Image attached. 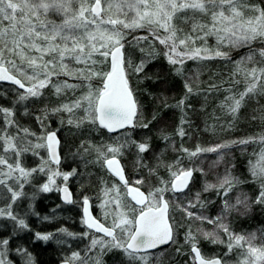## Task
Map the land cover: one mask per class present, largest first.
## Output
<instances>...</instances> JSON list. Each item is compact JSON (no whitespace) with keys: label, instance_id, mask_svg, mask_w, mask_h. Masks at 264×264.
<instances>
[{"label":"snow or ice","instance_id":"6c2138e0","mask_svg":"<svg viewBox=\"0 0 264 264\" xmlns=\"http://www.w3.org/2000/svg\"><path fill=\"white\" fill-rule=\"evenodd\" d=\"M103 5L102 7V0H0V82L8 81L18 86L16 89L18 92L17 103L26 101L30 97L39 98L43 96L42 90L47 88L49 84L57 95L65 89L75 90L82 86L80 83H69L67 80L53 82V76H69L85 82H90L94 76L102 79L103 87L101 89L94 91L89 83L87 84L88 91L77 97L71 104L62 103L52 109L45 108L43 110L44 116L36 117L42 126L43 120L47 118L49 113L56 114L62 111L73 113L75 109H83L84 115L76 119L69 118L67 123L77 128H80L85 122L95 124L97 121L108 132H115L130 125L137 126L133 123L138 112L137 101L134 99L133 92L125 77L122 51L124 44L121 41L130 34L125 32V29L134 31L138 28H146L149 36L159 40L160 44L165 46V56L169 64L179 65V67L174 68L177 75H183V64L186 59L207 60L217 57L230 59L229 53L221 50L222 46H228L231 49L246 47L249 52L240 60L235 61L236 70L233 73V75L236 73L243 75L246 87L238 96L229 95L225 98L226 101H231L230 104H227L228 113L235 119L246 96L249 94L264 95V47H253L255 43L264 45V8L251 5L248 0H103ZM113 8L117 10V13H122L124 18H121L120 15L115 17L102 15V12ZM125 8L134 10L135 15L128 18ZM244 9H249L255 15L246 16ZM189 10L191 15H184L179 19L184 22L191 20L192 31L183 37H179L177 35L178 28L173 20L177 13ZM195 13L207 16L208 22H200ZM50 14L60 16V21L51 19ZM5 21L8 22L7 25H5ZM106 25L110 27H105ZM160 29H163L167 35L161 37L159 35ZM149 36H134L133 40L135 42L148 40ZM209 36L215 37V48L207 47ZM196 40L203 41L204 46L195 47ZM189 43L194 47L189 49ZM180 46H184V51H178ZM97 55L104 59H95L94 56ZM151 55L152 53H149V56ZM109 56H111V70H98L96 66L102 65ZM257 56H259V60H256ZM46 57L48 58L46 59ZM17 60L20 61L19 64ZM66 60L74 61L76 64L84 65V67L72 68L69 63H66ZM145 63L146 61L142 60L134 68V71L136 73L142 72ZM128 64L130 66L131 62L128 61ZM248 64L252 66L246 67ZM198 76L199 73L184 81L186 93L184 98L177 103L182 111L189 96L199 94V90H194L192 87L193 83H199ZM235 82L239 83V81ZM216 87L214 84L210 85V89ZM20 89L24 91L19 92ZM0 113L6 114V126L16 129V132L13 133L8 132L7 127L0 129V142H2L0 151H11L16 157L13 163H9L12 157L0 155V166L7 168V171L0 168V185L7 187L8 191L11 192L12 200L15 201L24 195L22 191L24 182H28L32 173L37 171V169L22 167L19 157L28 151H33V155H39L34 149L47 147L51 159L58 164L56 147L59 141L55 132H51L46 136L37 137L38 140H43L45 143H33L28 137L36 136V133L20 127L17 122L9 119L13 115V110L0 107ZM261 118L264 119V116ZM185 122V120H181V124ZM61 123L64 121L61 120ZM139 126L147 128L149 124L143 123ZM19 132H23L24 136L20 137ZM178 133L182 137L185 134L183 128L178 129ZM162 138L167 140L169 137L162 134ZM17 140L19 141L18 144L16 143ZM260 140L261 143H264V136ZM250 142H252L251 138L231 141L209 148L197 147L195 151L191 152L188 149L181 150L187 152L189 157H196L200 152H216L221 148L230 147L231 144ZM125 143L135 142L126 141ZM124 146V144L117 146L89 144L88 148H84L85 152L89 148L93 149L97 153V160H104L108 169L119 178L123 187L127 189L126 194L131 195L132 201H135L136 205L143 206L138 216L129 219L127 213L123 211L119 186L113 185L111 189H104L105 196L111 192L116 193L112 202L120 211L114 214L116 219L113 220L111 227H105L91 216H88L85 221L89 228H95L97 232H103L104 236L110 237L109 240L93 239L91 241L88 251L94 249L98 244L100 245V253L97 254L94 264H102L100 255L104 253L105 249L123 251L132 261V264H149V261L156 256V253L150 250L159 249L162 245L177 244L178 228L168 219L170 200L165 199V194L168 192L173 194L171 202L175 204L177 210L185 213L187 219L195 218L215 226L213 231L202 233L205 239L212 243H225L217 235L219 230H223L228 236L226 246L229 252L234 247L245 248L246 246V255L240 264H264V236L260 237L262 243L256 245L254 243L257 239L255 233L250 234L249 237L237 235L230 230L227 223H224L227 215L232 210L237 209L238 206L243 205L246 210L249 208L246 195L243 199L237 197L235 204L223 199L228 196L236 184L243 181L232 176L229 172L217 184L206 183L204 191L216 189L217 196L223 199V210L220 216L214 218L196 215L190 209L196 207L197 204L201 208L204 207V203L200 201L201 194L199 192L196 193L195 203L189 201L186 205L179 204L177 201L180 198L175 195L188 188L193 169H185L181 165L180 159L176 160L174 164L167 165L170 179L168 181L161 179V186L150 190L145 196L139 188L129 184L123 175V168L115 158L116 154H121V149ZM81 147L84 145L82 144ZM102 148H106L107 151H102ZM137 148L139 153H143L148 150V145L139 143ZM108 153L113 154L112 158H108ZM136 163L138 166L147 168V165L143 164V157L138 156ZM249 165L253 182H258L260 187L259 195L254 203L264 205V149H261L258 160L255 163L249 161ZM157 167H159V163ZM197 170L202 171V169ZM39 171H44L42 166ZM148 171L153 174L155 170L149 168ZM70 175H75V170L71 173H64V180H67ZM9 179L15 181L19 191L13 190V186L7 184ZM135 183L143 184L144 180L138 179ZM42 191H51L49 183L43 184ZM63 191L65 192V199H67L68 189L64 188ZM68 202L71 203V200ZM108 203L109 201L105 200L100 207L104 208ZM83 204L85 206L83 211L87 216L89 213L88 197L84 198ZM5 215L15 221L21 229L28 228L25 220L14 215L10 207L0 209V216ZM117 229H119V234H117ZM60 231L68 236L73 235L66 229H60ZM52 235V233H35V238L48 241ZM185 243L190 244L191 252L194 253V260L198 261L199 264H226L219 258L202 256L200 249L196 246V236L193 235L190 226L185 233ZM8 244L9 240L7 239L0 241V264H12L10 260L5 258ZM17 251L21 252L22 255L26 252V250L19 249ZM177 251L179 252L180 249L178 248ZM85 255L87 257V252ZM72 258L74 260L81 259L78 252L73 253ZM25 264H35L30 253L26 255ZM82 264H90V260L85 258L82 260Z\"/></svg>","mask_w":264,"mask_h":264},{"label":"trees","instance_id":"16d2710c","mask_svg":"<svg viewBox=\"0 0 264 264\" xmlns=\"http://www.w3.org/2000/svg\"><path fill=\"white\" fill-rule=\"evenodd\" d=\"M248 3L264 8V0H248ZM244 12L246 16L255 15L249 9H244ZM181 14L191 15L192 13L189 10L181 12ZM195 16L202 23L209 20L207 16H202L200 13H195ZM173 23L178 28L177 35L179 37H183L192 31L190 28L191 20L184 22L177 17V19L174 18ZM128 33L130 34L121 43L124 44L126 76L138 105V116L135 121L137 126L129 127L119 134H110L99 125L98 121L95 124L85 122L80 128L74 125L71 126V132L68 133L67 139L62 136L61 132L57 133L60 139L62 160L60 166H62L64 172L73 170L76 172V177L74 176L67 181L76 194L72 206L63 204L60 195L57 193L39 194L37 186L34 184V178L32 183L25 186L24 195L15 201L3 196L4 192L6 195L7 187L0 185V209H3L4 205L9 202L12 206V213L19 218H23L28 225L27 229L21 231L6 215L0 216V241L9 240L7 251L12 257L16 254L26 257L30 253L35 264H58L63 260L73 262L72 255L75 252L84 253V250H86L87 254L90 253L88 251L90 242L92 238L97 237L92 233L89 234L82 227V212L80 206H78L81 205L79 202L82 196L81 192L90 197L96 196L101 192L102 182L107 181L111 186L119 185L124 197H126V194L122 184H118L117 179L106 169L104 160L100 159L98 161L97 153L91 148L87 152L84 151V148H88L89 144L95 146L124 144L121 154H116L115 157H118L122 162L129 183L135 185L134 180L143 179L144 183L136 186L147 193L161 186V179L165 181L170 179L167 165L174 164L176 160L180 159L181 165L185 169L194 170L193 181L185 192L176 193L175 195L180 198L177 201L179 204L186 205L189 201L195 203L196 193L199 192L201 194L200 201L204 203V207L201 208L197 204L199 205L197 208H192L191 211L196 215L209 218L220 216L223 210V199L235 204L237 197L243 199L246 195L249 208L246 210L243 205L238 206L237 209L232 210L227 215L224 223H227L230 230L237 235L249 237L250 234L255 233L257 239L254 243L256 245L262 243L260 237L264 236V205L254 203L259 195L260 187L258 182H253V177L249 171V161L255 163L261 149H264V143H261L260 140L264 136V119L261 118L264 116V95L254 96L249 94L246 96L235 119L227 110V104H230L231 101L225 99L229 95L238 96L246 87L243 75L241 73L233 75V73L236 70L235 61L247 55L249 49L246 47L231 49L228 46H222L221 50L228 52L230 59L218 57L207 60L186 59L183 64V75H177L174 68L179 67V65L169 64L165 56L166 48L149 36L147 31L136 32V30H130ZM160 34H165V32ZM134 36H149V39L135 42L133 40ZM194 46L203 47L204 43L201 40H196ZM194 46L189 43L188 48L191 49ZM215 46V37L209 36L207 47L215 48ZM253 47L259 48L264 47V45L255 43ZM141 49H144V51H141ZM149 53H152V55L149 56ZM94 58L104 59L98 55ZM259 59V56H257L256 60ZM142 60L146 61L144 70L136 73L134 68ZM128 61L131 62L130 66ZM17 62L20 63L19 60ZM66 63H69L72 68L84 67V65L76 64L74 61L66 60ZM251 66V64L246 65V67ZM96 67L98 70L109 71L110 59L107 58L102 65ZM197 73H199V83H193L192 87L194 90L198 89L199 94L190 95L182 111L177 103L184 98L186 93L184 81L188 77L196 76ZM54 78L61 81L67 80L69 83L82 81L84 82V89L75 93L65 89L57 95L55 91L48 94L49 90L45 88L43 96L35 97L27 103V106H22V110L28 114L27 125L25 126L27 129L31 128L32 123H37V116H44L43 110L45 108L52 109L62 103H72L82 95L88 83L63 75ZM92 79L95 81L90 83L91 87H101L103 82L100 77L94 76ZM235 81H239V83ZM213 84L217 87L210 89V85ZM5 89L7 87L0 84V107L2 108L6 106L3 105L5 101L2 100L4 99L2 90L5 91ZM14 96L15 94L12 97ZM187 105H190V107H187ZM78 112L82 114L83 110L75 109L71 115ZM55 115L65 116L66 114L63 111L56 114L49 113L43 123H53V121L49 122L48 119L50 117L54 118ZM182 119L186 121L183 124H181ZM143 123H148L149 126L147 128L139 126ZM180 128L184 130L183 137L178 133ZM50 129L54 130L55 128L50 127ZM162 134H166L169 138L167 140L163 139ZM118 135H124L125 139L118 141ZM249 138L252 139L250 143L231 144L230 147L221 148L216 152H200L196 157H189L187 152L181 150L188 149L191 152L195 151L197 147L201 149L209 148ZM126 141H134L135 143H125ZM139 143H146L148 150L139 153L137 148ZM82 144L84 147H81ZM101 150L107 151L106 148ZM107 155L108 158L113 156L112 153ZM66 156L70 158L68 159ZM138 156L143 157V164H146L147 168L137 165ZM26 157L32 159L29 154ZM158 163L159 167H157ZM25 164L28 168H34V164L31 162L26 161ZM49 164L53 166L52 162H49ZM149 168L155 170L153 174L149 173ZM197 169H202V171H199L198 174ZM229 172L243 182L236 184L227 197L222 199L217 196L216 189L204 191L206 183L216 182L215 184H217ZM36 176L35 183L40 182L42 176ZM172 196L173 194L168 192L165 194V199L170 200L169 215L171 223H174L178 228L176 236L178 243L154 251L156 256L149 261V264H153V261H155V264H196L190 244L185 243V233L188 231L189 226L193 235L196 236V246L199 247L205 258L218 257L226 264H240V261L246 255V246L245 248L234 247L229 252L226 246L228 236L223 230H219L217 235L225 243H212L210 240L205 239L202 233L213 231L215 226L195 218L187 219L184 212L173 207ZM130 204L139 211L131 201ZM31 210L35 214H32ZM60 229H66L67 232L73 235L68 236ZM83 231L88 233V238L85 237ZM35 233H52L53 235L48 241H43L36 239ZM178 248L180 249L179 252L177 251ZM18 249L26 250L25 254L22 255L21 252L17 251ZM91 251L92 253L88 255L94 260L100 251L96 248ZM122 253L124 252L119 250H104V253L100 255L102 264H123ZM15 261L16 264L19 263L17 259Z\"/></svg>","mask_w":264,"mask_h":264},{"label":"rangeland","instance_id":"374dc122","mask_svg":"<svg viewBox=\"0 0 264 264\" xmlns=\"http://www.w3.org/2000/svg\"><path fill=\"white\" fill-rule=\"evenodd\" d=\"M104 5H103V0H102V7H103ZM125 11H127V13H128V18H131L132 16H134L135 15V11L134 10H128V9H126L125 8ZM102 15L103 16H107V15H112L113 17H115V16H117V15H120V17L121 18H124L123 17V14L122 13H117V10L115 9V8H113V9H111V10H109V11H105V12H102ZM184 15V14H183ZM181 13H177V16H176V19H177V17H181V16H183ZM50 18L51 19H54V20H56L57 22H59L60 21V19H61V17L60 16H58V15H52V14H50ZM196 18H198V17H196ZM5 23V25H7V21H5L4 22ZM106 26H108V25H106ZM105 26V27H106ZM191 28V27H190ZM136 30V32H144V31H147V29L146 28H138V29H135ZM134 30V31H135ZM138 30V31H137ZM125 32H128V31H130L129 29H125L124 30ZM131 31H133V30H131ZM160 33H164V30L163 29H160L159 30V35L161 36V37H163V36H166L167 35V33L165 32V34H160ZM158 41V43L160 44V42H159V40H157ZM122 42V41H121ZM160 45H162V44H160ZM162 46H164V45H162ZM165 47V46H164ZM103 50V49H102ZM178 51H184V46H180V48H178ZM48 57H46V59H47ZM109 59H110V56L108 57ZM18 63V62H17ZM19 64V63H18ZM26 65V64H25ZM83 66V65H82ZM6 67H7V65H6ZM111 70V69H110ZM109 70V71H110ZM29 72H31V69H29ZM13 74H15V73H13ZM55 76H53V78H52V80H53V82H56L57 80H59V79H56V78H54ZM93 78V77H92ZM61 81V80H60ZM92 81H95L94 79H91V81L90 82H88L87 84H89V83H92ZM77 83H80L82 86H81V88H79V89H75V90H72V89H69L70 91H72L73 93H75V92H77V91H83V89H84V87H83V85H84V82H82V81H80V82H77ZM86 87V89H85V91L84 92H82V94H84L85 92H87L88 91V87L87 86H85ZM103 87V83L101 84V87H99V86H97V87H91L94 91L95 90H98V89H101ZM8 89V88H7ZM7 89H5V91L4 90H2L3 91V93H4V95H3V98L4 99H2L3 101H5V103H3V105H6L5 106V108L6 109H11V110H13V115L11 116V117H9V119H11V120H13V121H15V122H17L18 123V125L20 126V127H22V128H26L25 126L27 125L26 124V121H27V117H28V114L26 113V111L24 112L23 110H22V106H27V103L29 102V101H31L33 98H35V97H30L29 99H27L26 101H22V102H19V103H17L16 102V100L18 99V92H15V96L14 97H12V96H10L9 95V93H7ZM44 90V89H43ZM42 90V91H43ZM47 90H49L47 93L48 94H51V92L53 93V91H55L53 88H52V86H51V84H49V86L47 87ZM67 96H68V94H66ZM51 101H52V98H51ZM69 104H71V103H69ZM21 108V109H20ZM21 110V111H20ZM83 110V109H82ZM20 111V112H19ZM66 115H68V116H59V115H55V117L54 118H49L48 119V121L49 122H51V121H53V123H50V124H44L43 123V126L41 125V122L40 121H37V123H32L31 124V128H29V130H30V132H32V133H36V136H29L28 137V139H30V140H32L33 141V143H45V141H43V140H38L37 139V137H43V136H46L50 131H52V129H50V127L52 128H55L54 129V131H56L57 133H59V132H61V134H62V136L63 137H65L66 139H67V137H68V133L70 134V132H71V126H73V125H69L68 123H67V120L69 119V118H73V119H76V118H78V117H81V116H83L84 115V112L82 113V114H79V112L77 113V114H74V115H71V114H73V113H67V112H64ZM5 113H0V129H4V128H6L7 126H6V121H5ZM54 116V115H53ZM61 120H63L64 121V123H61ZM135 124V123H134ZM132 127V126H131ZM67 129H68V131H67ZM70 130V131H69ZM7 131L8 132H10V133H13V132H16V129L14 128V127H7ZM18 135L20 136V137H23L24 136V133L23 132H19L18 133ZM123 139H125V136L124 135H118V141H121V140H123ZM16 143L18 144L19 143V141L17 140L16 141ZM0 148H2V142H0ZM264 148V147H263ZM34 151L35 152H37V153H39V155H33V151H28V152H25V153H23L20 157H19V161H20V163H21V166L22 167H24L25 169H37V171L36 172H33L32 173V175H31V177L29 178V180H28V182H24V187H23V189H22V191L24 190V188H25V186L26 185H28V184H30V183H32V181H33V178H34V184L37 186V189H38V191H39V194H55V193H57V194H59L60 193V191H61V188H62V186H64V185H68L69 183L67 182L69 179H72L74 176L76 177V175H70L69 177H68V179L67 180H64V177H63V174L64 173H71V172H73V171H68V172H64V170L62 169V166H58V165H55V164H53V166H51L50 164H49V162L51 163L52 161H51V159H50V157H49V153H48V149H47V147H42V148H39V149H34ZM28 154L31 156V158L32 159H29L28 157H26V156H28ZM0 155H3V156H5V157H12L10 160H9V163H13L14 161H15V159H16V157L15 156H13V154H12V152L11 151H9V152H3V151H0ZM68 159L70 158L69 156H66ZM115 158H118V157H115ZM63 159V158H62ZM119 159V158H118ZM32 160V161H31ZM28 162V163H33L34 164V168L32 167V168H28L27 167V164H25V162ZM45 161H47V163H45ZM63 161H65L66 162V160L65 159H63ZM41 166L43 167V169H44V171H39V169L41 168ZM0 168H3V170L4 171H7V168H6V166H0ZM71 169V168H70ZM196 172H197V170H195ZM37 173H39V174H37ZM54 173H58V174H54ZM76 173V172H75ZM198 174H199V171H198ZM36 175H39V176H42L41 178V180H40V182L38 181V182H36L35 183V181H36ZM36 176V177H35ZM38 179V178H37ZM135 181H137V180H134L133 182L135 183ZM7 182H9L8 184L9 185H12L13 186V190H15V191H19V187H18V185H16L15 184V181L14 180H12V179H9V180H7ZM45 183H49V186H50V188H51V191H48V192H44V191H42V186H43V184H45ZM216 183V182H215ZM215 183H213V182H211L210 184H215ZM115 185H117V184H115ZM133 186H135V187H137V188H140V187H138V186H136V185H141V184H136L135 183V185L134 184H132ZM118 186V185H117ZM113 187V185L111 186V185H109L108 183H107V181H105V182H102V185H101V187H100V190L101 191H103L102 192V197H100L101 199L99 200V202H97L96 203V205H95V210H98V214L100 215V217L102 218V220H103V222L105 223V224H107V225H109V226H111L112 225V223H113V220L114 219H116V216L114 215L116 212H118V211H120V209H117L116 207H115V204L112 202V198L113 197H115L116 196V193L115 192H111L108 196H105L104 195V189H106V188H108V189H111ZM124 188V187H123ZM57 189H59V190H57ZM141 189V188H140ZM124 191H125V194H126V192H127V189L126 188H124ZM82 194V196L80 197V198H82V201H83V196L85 195L83 192H81ZM119 193H120V196H121V204L123 205V211H125L126 213H127V216H128V218L129 219H133V216L135 217L137 214H138V211L134 208V207H132L131 206V204L126 200V199H124V196H123V194L121 193V191L119 190ZM127 195V194H126ZM4 197L6 196V197H9V198H11L12 199V196H11V192H9L8 191V189H6V195H5V192H4V195H3ZM98 198V197H97ZM17 199H19V197L17 198ZM17 199H15V200H17ZM105 200H108L109 201V203L107 204V205H105V207L104 208H102V207H100V205L105 201ZM5 207L3 208V209H8L9 207H10V210H11V212H12V206L9 204V202L7 203V204H5L4 205ZM199 205H196V207H194V208H197ZM173 207L174 208H176V206H175V204H173ZM192 210V208L190 209V211ZM31 213L32 214H35L34 213V211L33 210H31ZM107 213V214H106ZM10 221H12V223H15L16 224V227L18 228V229H20L21 231L23 230L24 231V229H21L19 226H18V224L15 222V221H13L12 219H10L8 216H6ZM19 218V217H18ZM82 227H83V220H82ZM117 231H118V234H119V229H117ZM83 233L84 234H87V235H85V237H87L88 238V233H85L84 231H83ZM85 237H84V239H85ZM81 238H83V237H81ZM84 239H82V240H84ZM93 239H98V240H106V239H103V238H92V240ZM90 244H91V242H90ZM96 249H99V251H100V245L98 244L96 247H95ZM88 249H89V247H88ZM105 250H107V249H105ZM112 250H119V249H112ZM119 251H121V250H119ZM86 250H84V253L83 252H78L79 254H80V257H81V259L80 260H74L73 258H72V260H73V262H72V264H82V260L83 259H85V258H88L89 260H90V264H94V260L93 259H91L90 258V255H88V254H91L92 253V251H90V253H88L87 254V257H86ZM76 253V252H75ZM122 259H123V264H132V261H130L129 260V258L125 255V253H122ZM72 257H73V255H72ZM7 260H10L11 262H12V264H16V261H15V259H17L18 261H19V263L18 264H25V256H21L20 254H16V256H14V257H12L10 254H9V252L7 251L6 252V257H5Z\"/></svg>","mask_w":264,"mask_h":264},{"label":"flooded vegetation","instance_id":"af4514ba","mask_svg":"<svg viewBox=\"0 0 264 264\" xmlns=\"http://www.w3.org/2000/svg\"><path fill=\"white\" fill-rule=\"evenodd\" d=\"M8 89H7V93H9V95L10 96H13L14 94H15V92H17V86H15V85H11V84H4ZM19 92H23V90H19ZM53 131V130H52ZM50 157V156H49ZM51 159V158H50ZM51 161H52V163L53 164H55V165H60L61 164V162H62V160H61V154H60V161H59V163L57 164V163H55V162H53V160L51 159ZM115 179H117V181H118V184L120 183V184H122V182L113 174V173H111V172H109ZM125 178L128 180V178H127V176H126V174H125ZM130 184V183H129ZM131 185V184H130ZM64 186H68V188L70 189V191H71V196H72V200H71V203H65V202H63V200H62V195H61V191H60V193H59V195H60V199H61V201H62V203L63 204H66V205H68V206H72V205H74V201H75V197H76V194H75V192L73 191V189L71 188V186H70V184H68V185H64ZM119 186V185H118ZM123 186V185H122ZM131 186H133V185H131ZM63 187V186H62ZM133 187H135V186H133ZM137 188V187H136ZM140 189V188H139ZM120 190V189H119ZM143 192H145L146 193V195H148V193L145 191V190H143V189H141ZM102 192L103 191H101L100 193H98L96 196L94 195V196H87V195H84L83 196V198H85V197H88L89 198V202H90V205H91V210H92V214L94 215V217L99 221V222H101L103 225H105L106 227H111V226H109V225H107V224H105L104 222H103V220H102V218L100 217V215L98 214V210H95V205H96V203L97 202H99V200L101 199L100 197H102ZM125 195V194H124ZM98 197V198H97ZM129 203H130V201L132 202V204L135 206V207H137L138 208V210L140 211V209L143 207V206H139V205H136L135 204V202L134 201H132V199H131V197H130V195H126V197H124ZM84 200V199H83ZM130 200V201H129ZM79 202L81 203V205L79 204L78 206H80V208H81V212H82V220H83V228H85L87 231H88V233L90 234V233H92V234H94V235H96V237L97 238H103V239H106V240H109L110 239V237H106V236H104V235H102V234H99V233H97V232H95V231H93V230H91V229H89V228H87L86 227V225H85V221H84V215H83V209H84V204H83V201H82V198H80L79 199ZM169 208H170V206H169ZM139 211H138V214H139ZM138 214L136 215V216H138ZM135 216V217H136ZM169 219H170V215H169ZM170 222H171V220H170ZM117 233H118V231H117ZM170 246V245H169ZM64 261H69L71 264H72V262L70 261V260H63V261H61V262H64ZM61 262H59V263H61ZM58 263V264H59Z\"/></svg>","mask_w":264,"mask_h":264},{"label":"water","instance_id":"95a60500","mask_svg":"<svg viewBox=\"0 0 264 264\" xmlns=\"http://www.w3.org/2000/svg\"><path fill=\"white\" fill-rule=\"evenodd\" d=\"M122 51H123V49H122ZM123 56H124V52H123ZM110 62H111V56H110ZM125 67V66H124ZM125 77H126V79H127V76H126V71H125ZM127 81H128V79H127ZM1 84H11V82H8V81H3V82H0ZM11 85H13V84H11ZM16 86V85H15ZM128 86H129V88L131 89V87H130V84H129V81H128ZM18 87V86H17ZM21 90H23V89H21ZM132 90V89H131ZM24 91V90H23ZM133 92V91H132ZM133 97H134V99H135V96H134V93H133ZM136 100V99H135ZM138 106V105H137ZM137 116H138V112H137ZM137 116L134 118V121H133V123H135V121H136V118H137ZM99 123V122H98ZM128 127H131V125L130 126H128ZM128 127H126V128H128ZM126 128H122V129H119V130H117V131H115V132H108V130H107V132L108 133H110V134H118V133H120V132H122V131H124ZM51 132H55V134H56V138H57V140L59 141V143H58V145H57V147H56V151H57V154H58V159H59V161H60V139H59V136H58V134H57V132L56 131H50L49 133H51ZM48 153H49V156H50V152H49V150H48ZM51 158V157H50ZM118 161H119V164H120V166L123 168V165H122V162L120 161V159H118V158H116ZM53 162H55V161H53ZM56 163V162H55ZM105 167L107 168V170L108 171H110L109 169H108V167H107V165L105 164ZM111 172V171H110ZM112 173V172H111ZM123 175L125 176V172H124V168H123ZM192 181H193V175H192V178H191V180H190V182H189V184H188V188L190 187V185H191V183H192ZM64 188H67L68 189V197H67V199H65V192L63 191V189ZM188 188H186V189H184V191L183 192H185ZM141 192H143L141 189H139ZM183 192H179V193H183ZM144 194H145V196H147L146 195V193L145 192H143ZM178 194V193H177ZM61 195H62V200H63V202H65V203H69L68 202V200H72V196H71V191H70V189L68 188V186H63L62 188H61ZM130 197H131V195H130ZM135 202V201H134ZM139 206H142V205H139ZM85 207V206H84ZM88 207H89V213H88V215L86 216L85 214H84V211H83V215H84V221H86L87 219H88V216H91V217H93V218H95L94 217V215L92 214V210H91V205H90V202H89V205H88ZM96 219V218H95ZM168 219H169V211H168ZM97 220V219H96ZM98 221V220H97ZM99 222V221H98ZM169 222H170V219H169ZM99 223H101V222H99ZM171 223V222H170ZM102 224V223H101ZM85 225H86V227L87 228H89L88 226H87V223H85ZM105 226V225H104ZM106 227V226H105ZM89 229H91V230H93V231H95V232H97L96 230H95V228H89ZM97 233H99V234H102V235H104V233L103 232H97ZM169 245H162L159 249H155V250H150V251H158V250H160V249H163V248H166V247H168ZM198 247V246H197ZM199 248V247H198ZM200 252H201V250H200ZM201 254H202V252H201ZM193 255H194V253H193ZM202 256H203V254H202ZM204 257V256H203ZM216 258H218V257H216ZM220 259V258H219ZM221 260V259H220ZM196 261V260H195ZM222 261V260H221ZM59 264H71L69 261H64V262H61V263H59ZM196 264H199V262L198 261H196Z\"/></svg>","mask_w":264,"mask_h":264}]
</instances>
